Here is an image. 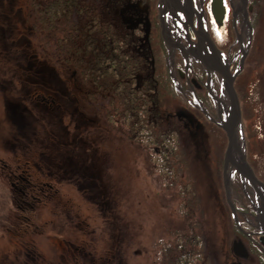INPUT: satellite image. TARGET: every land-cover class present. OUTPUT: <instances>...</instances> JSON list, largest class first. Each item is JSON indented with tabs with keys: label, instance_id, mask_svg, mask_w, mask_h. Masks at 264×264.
Here are the masks:
<instances>
[{
	"label": "rangeland",
	"instance_id": "rangeland-1",
	"mask_svg": "<svg viewBox=\"0 0 264 264\" xmlns=\"http://www.w3.org/2000/svg\"><path fill=\"white\" fill-rule=\"evenodd\" d=\"M28 1L0 0V188L5 193L0 201V264H158L162 243L179 228L177 190L166 189L150 166L148 151L130 141L123 129H113L90 103L77 72L46 55L50 47L42 46L28 22ZM232 2L227 20L230 42L223 51L230 49L231 60L227 59L234 61L235 70L243 62L244 73L256 66L248 61L255 35L245 21L249 0L245 9L240 7L242 0ZM109 19L119 26L116 10ZM170 75L184 101H169L171 114L164 126L179 132L192 161L206 253L211 264H234L239 261L233 242L239 236L227 188L242 227L260 235L258 207L249 202L258 194L235 171L226 187L223 113L229 103L221 77L215 87L220 95L212 84L207 86L222 103L209 97L207 106L193 90L180 87L174 68ZM251 89L249 85L242 93ZM243 118L247 127V117ZM243 123V138L238 133L236 145L262 178L264 162L251 153ZM217 152L221 166L213 163ZM216 169L217 188L210 184ZM21 171L37 187L49 185L44 199H27L29 205H20L8 175ZM237 203L248 209L239 210ZM255 255L248 264H260Z\"/></svg>",
	"mask_w": 264,
	"mask_h": 264
},
{
	"label": "trees",
	"instance_id": "trees-1",
	"mask_svg": "<svg viewBox=\"0 0 264 264\" xmlns=\"http://www.w3.org/2000/svg\"><path fill=\"white\" fill-rule=\"evenodd\" d=\"M120 2L29 0L28 22L42 46L50 47L49 54L43 52L52 61L64 63L77 72L90 103L104 114L113 129H123L130 141L145 148L150 166L161 177L164 187L177 190L179 228L172 232L169 242L162 243L158 264H211L202 231L201 199L190 173L192 161L182 146L179 132L174 127L164 126L171 114L167 109L169 101L183 103L184 99L176 91L163 56L156 54L154 66L149 64L133 49L132 37L109 19ZM248 11V21L255 35L248 61L256 66L236 77L234 89L242 123L243 116L249 123L247 127L243 123L246 142L250 140L247 144L251 153L264 162V1L249 0ZM256 70L259 72L252 76ZM249 85L250 93H242ZM198 98L203 104L211 105L206 91ZM211 145L216 152L215 145ZM222 146L219 144L218 149ZM218 152L213 156V163L221 166L223 159ZM216 171L210 184L217 188L219 174ZM261 179L264 181L263 176ZM2 195L5 193L0 188V201L4 198ZM232 202L236 205L234 199ZM234 231L239 240L251 245L237 227ZM252 253L261 256L256 249ZM259 258L260 264H264V257Z\"/></svg>",
	"mask_w": 264,
	"mask_h": 264
},
{
	"label": "flooded vegetation",
	"instance_id": "flooded-vegetation-1",
	"mask_svg": "<svg viewBox=\"0 0 264 264\" xmlns=\"http://www.w3.org/2000/svg\"><path fill=\"white\" fill-rule=\"evenodd\" d=\"M212 1L121 0L116 8L119 26L135 42L133 49L152 66L155 64L156 54L163 56L169 74L170 68H174L176 70L175 79L180 87L184 91L193 90L196 97L203 95L204 91L210 97V89L207 85L212 84L215 90L216 81L220 77L217 72L209 75L207 69V66L212 65L211 59L214 55L211 45L222 53V63L227 64L228 59L231 60L229 58L230 49L224 52L223 48L230 42L227 20L233 2L223 0L226 13L222 23L216 24L211 13ZM229 69L230 71L235 70L234 61H229ZM209 77H211V82ZM215 92L220 95L217 90ZM23 173L25 171H21L20 174L10 172L8 175L10 186L16 192L20 205H29L27 199L31 201L44 199L45 187L49 185L37 187L30 181L29 175L27 174L26 177ZM254 175L264 184L256 173ZM249 186L253 188L250 184ZM255 200V202L249 200L250 205L259 208L261 201L259 195ZM241 205L238 204L239 210L248 209L247 206ZM237 228L250 240L251 245L241 239L233 242L234 257L239 261L234 264H248L254 249L260 251L261 256L264 257V235L261 227L259 228L260 235L254 234L255 232L250 231L247 226L242 227L240 222ZM242 260L246 263H242Z\"/></svg>",
	"mask_w": 264,
	"mask_h": 264
},
{
	"label": "water",
	"instance_id": "water-1",
	"mask_svg": "<svg viewBox=\"0 0 264 264\" xmlns=\"http://www.w3.org/2000/svg\"><path fill=\"white\" fill-rule=\"evenodd\" d=\"M242 2H243L242 9H245L246 0H242ZM211 13L215 23L221 24L226 13L223 0L212 1ZM245 21L247 22L249 29H251L248 19L246 18V11H245ZM211 46L214 55L211 59L212 65L210 67L207 66V69L210 73L209 75H211L212 72H217L220 75L221 83L229 103L228 110H224L223 113L224 114L223 120L224 121L226 120V122L223 124L224 125L223 129L225 130L227 136V148L224 157L225 172L228 171L227 179H226V187H228V182L230 180V177L232 176L233 171H235L240 175H242V177L245 178L248 181V183L253 187V189L257 192V194L261 199L260 206L258 208L259 222H260L262 234L264 235V184L259 180H257V178L254 175V172L246 163L244 159L243 151L241 150L240 155L237 154L238 146L236 145V143H237L238 133H240L242 138H243V133H242V118H241L240 104L236 91L234 89V81L237 75L242 70L243 62H240L238 68L233 73H231L229 69V61H227V64L222 63L221 60L222 53H220L213 45ZM209 81L211 82V77H209ZM209 93L212 99L219 100L214 93H212L211 91ZM219 102L222 103L220 100ZM177 116L180 117V115ZM235 154H237L236 157ZM227 168L229 169L227 170ZM227 201L233 216V220L236 226L239 227V221L237 218L238 212L231 201L230 192L228 191V188H227Z\"/></svg>",
	"mask_w": 264,
	"mask_h": 264
},
{
	"label": "bare ground",
	"instance_id": "bare-ground-1",
	"mask_svg": "<svg viewBox=\"0 0 264 264\" xmlns=\"http://www.w3.org/2000/svg\"><path fill=\"white\" fill-rule=\"evenodd\" d=\"M242 3H243V2L240 3V7H241V9H242ZM243 5H244V4H243ZM225 122H226V120L224 121V123H225ZM240 153H241V149H240V147H237V154L240 155ZM237 154H235V157H236Z\"/></svg>",
	"mask_w": 264,
	"mask_h": 264
}]
</instances>
